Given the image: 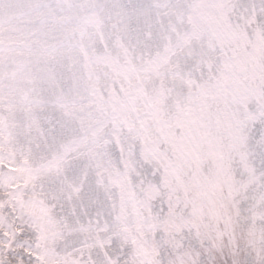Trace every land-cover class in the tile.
<instances>
[{"label": "snow or ice", "instance_id": "obj_1", "mask_svg": "<svg viewBox=\"0 0 264 264\" xmlns=\"http://www.w3.org/2000/svg\"><path fill=\"white\" fill-rule=\"evenodd\" d=\"M0 264H264V0H0Z\"/></svg>", "mask_w": 264, "mask_h": 264}]
</instances>
